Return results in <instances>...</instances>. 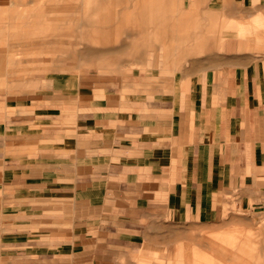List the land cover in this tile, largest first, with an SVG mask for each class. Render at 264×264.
<instances>
[{
    "label": "crops",
    "instance_id": "0c3cea01",
    "mask_svg": "<svg viewBox=\"0 0 264 264\" xmlns=\"http://www.w3.org/2000/svg\"><path fill=\"white\" fill-rule=\"evenodd\" d=\"M227 20L178 78L116 91L20 78L0 42V246L47 264H161L171 225L264 202V0Z\"/></svg>",
    "mask_w": 264,
    "mask_h": 264
},
{
    "label": "rangeland",
    "instance_id": "374dc122",
    "mask_svg": "<svg viewBox=\"0 0 264 264\" xmlns=\"http://www.w3.org/2000/svg\"><path fill=\"white\" fill-rule=\"evenodd\" d=\"M240 9L241 0H0V42L20 78L80 76L116 91L138 76L178 78L218 49ZM161 251V264H264V202L226 206L216 222L171 225ZM131 262L146 264H115ZM0 264L47 261L1 245Z\"/></svg>",
    "mask_w": 264,
    "mask_h": 264
},
{
    "label": "bare ground",
    "instance_id": "6f19581e",
    "mask_svg": "<svg viewBox=\"0 0 264 264\" xmlns=\"http://www.w3.org/2000/svg\"><path fill=\"white\" fill-rule=\"evenodd\" d=\"M192 17V16H191Z\"/></svg>",
    "mask_w": 264,
    "mask_h": 264
}]
</instances>
